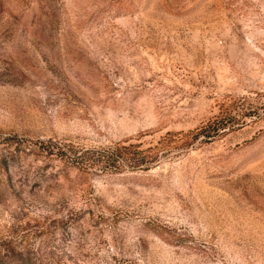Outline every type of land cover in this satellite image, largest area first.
Wrapping results in <instances>:
<instances>
[{"label": "rangeland", "instance_id": "rangeland-1", "mask_svg": "<svg viewBox=\"0 0 264 264\" xmlns=\"http://www.w3.org/2000/svg\"><path fill=\"white\" fill-rule=\"evenodd\" d=\"M0 262L264 264V0H0Z\"/></svg>", "mask_w": 264, "mask_h": 264}, {"label": "trees", "instance_id": "trees-1", "mask_svg": "<svg viewBox=\"0 0 264 264\" xmlns=\"http://www.w3.org/2000/svg\"><path fill=\"white\" fill-rule=\"evenodd\" d=\"M225 126V125H221ZM208 127V126H207ZM207 127H203L201 132H205L209 134L210 132ZM217 134L221 132V130H216ZM222 133V132H221ZM14 137H8V140H13ZM141 141L137 143L131 142H115L113 145L100 150H85L86 152H81L77 156V158L81 159V162L84 160V153H94L93 154V163H97L98 166L109 169H121L123 166H129L133 168H147L152 163H154V159H156V155H148L146 151L140 147ZM39 147H42L41 150L45 151L46 155H51L53 150L50 149L49 146H44L43 143H40ZM40 149V148H39ZM12 155V151H9ZM12 158L13 155L11 156ZM1 263V262H0Z\"/></svg>", "mask_w": 264, "mask_h": 264}]
</instances>
